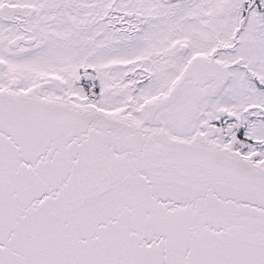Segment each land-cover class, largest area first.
I'll list each match as a JSON object with an SVG mask.
<instances>
[{
  "label": "snow or ice",
  "instance_id": "6c2138e0",
  "mask_svg": "<svg viewBox=\"0 0 264 264\" xmlns=\"http://www.w3.org/2000/svg\"><path fill=\"white\" fill-rule=\"evenodd\" d=\"M0 264H264V0H0Z\"/></svg>",
  "mask_w": 264,
  "mask_h": 264
}]
</instances>
